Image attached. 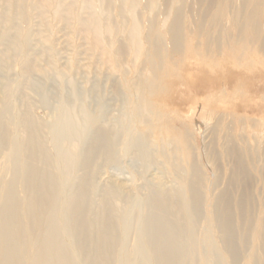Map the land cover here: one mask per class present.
Listing matches in <instances>:
<instances>
[{
	"label": "rangeland",
	"instance_id": "1",
	"mask_svg": "<svg viewBox=\"0 0 264 264\" xmlns=\"http://www.w3.org/2000/svg\"><path fill=\"white\" fill-rule=\"evenodd\" d=\"M219 2L226 6L228 17H237V4L243 0H0V33L9 29L0 38V78L16 84L24 79L17 72L28 64L26 84L16 86L17 104L24 99L22 88L27 84L37 90L49 88L53 94L55 85L63 84L67 92L72 81L90 113L102 115L106 127L121 126L117 157L101 156L91 164L96 185L119 183L143 198L156 187L179 188L194 166L210 213L240 152L247 168L240 189L244 187L246 192L248 224L264 215V79L258 75L264 67L256 62L264 54L253 47L255 63L248 64L243 57L241 63L235 62L223 45L232 32L231 22L214 16ZM260 7L264 18V0ZM177 13L185 15L189 26L185 27L190 31L197 21H204L208 37L199 32L195 36L196 42L205 44L204 53L176 54L168 48L169 61L157 72L160 83L151 85V70L145 61L151 51L145 34L151 27L166 31ZM238 21L234 30L240 28L241 19ZM6 55L9 66L5 69L1 64ZM250 63L255 66L248 68ZM221 90L225 92L221 94ZM123 95L130 114L120 123ZM32 100V114L48 118V108ZM132 106L139 116L131 113ZM136 132L146 146L143 159L137 157L131 143ZM139 205L134 202L128 245L136 238ZM195 223L196 250L206 264H221L210 232V214ZM258 244L256 249L263 255Z\"/></svg>",
	"mask_w": 264,
	"mask_h": 264
},
{
	"label": "bare ground",
	"instance_id": "2",
	"mask_svg": "<svg viewBox=\"0 0 264 264\" xmlns=\"http://www.w3.org/2000/svg\"><path fill=\"white\" fill-rule=\"evenodd\" d=\"M262 3L263 0L238 2L237 17H228L222 2L216 6L214 16L231 22L232 32L223 45L238 64L240 57L247 58L248 64L255 63L251 57L253 47L264 54ZM184 16L175 14L166 31L151 27L145 34L151 51L145 60L151 70V85L160 83L157 72L169 61L168 48L176 54L204 53L205 44L195 39L198 32L208 37L204 21H197L190 31ZM239 19L240 28L234 30ZM8 32L9 29L1 32L0 38ZM2 61L1 66L8 68L7 55ZM256 62L264 67V59ZM251 63L248 68L255 66ZM29 72L28 64H24L17 72L24 79L17 85L4 76L0 78V264H206L193 240L195 221L205 214L213 220L210 232L221 264H264V215L246 223L247 197L245 188L240 187L247 168L240 152L210 213L194 166L179 188L156 187L143 198L124 190L119 183L96 185L91 164L101 156L117 157L121 126L106 127L102 115L90 113L72 81L67 92L63 84L55 85L53 94L49 88L40 86L37 90L27 84L21 92L24 99L17 104L16 86L26 81ZM258 73L264 79V70ZM115 93L117 98L119 94ZM32 98L48 108V118L32 114ZM121 99L120 123L130 114L126 96ZM137 110L132 106L130 111L139 116ZM131 143L137 157L145 158L146 146L138 133ZM136 201L140 203L136 238L128 245L129 221ZM258 241L263 255L256 249Z\"/></svg>",
	"mask_w": 264,
	"mask_h": 264
}]
</instances>
